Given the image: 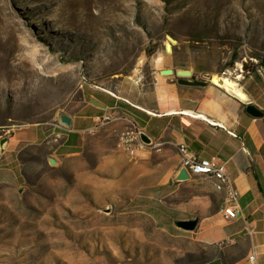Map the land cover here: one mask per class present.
<instances>
[{"label":"rangeland","instance_id":"1","mask_svg":"<svg viewBox=\"0 0 264 264\" xmlns=\"http://www.w3.org/2000/svg\"><path fill=\"white\" fill-rule=\"evenodd\" d=\"M164 60L227 93L211 77L235 81L264 112V0H0V264H218L246 250L196 239L220 207L210 179L146 172L125 131L105 130L121 115L81 135L61 122L92 96L138 101ZM33 126L49 138L9 143ZM191 219L195 231L176 226Z\"/></svg>","mask_w":264,"mask_h":264},{"label":"crops","instance_id":"2","mask_svg":"<svg viewBox=\"0 0 264 264\" xmlns=\"http://www.w3.org/2000/svg\"><path fill=\"white\" fill-rule=\"evenodd\" d=\"M169 69L177 70L170 61L160 62L151 90L143 91L136 102L92 96L76 115L69 117L73 133L81 135L93 130L97 126L96 118L121 115V124L105 130L117 127L125 131L123 133L140 131L151 143L141 153L145 159L141 166L146 172H158L162 179L172 183H186L179 179L181 146L199 158L216 157L225 162L244 216L234 220L223 217L221 208L226 194L216 191L209 180L210 188L221 198L220 207L216 217L200 223L196 239L207 246L245 245L246 250L240 256L228 260L224 254L226 260L218 264H250L248 258L254 253L255 264H264V119L252 118L241 100L215 86L180 84L176 74L162 73ZM91 99H96L105 108L92 105ZM49 136L45 128L33 126L15 132L9 143L39 144ZM151 155L161 158L158 166L149 165Z\"/></svg>","mask_w":264,"mask_h":264},{"label":"built area","instance_id":"3","mask_svg":"<svg viewBox=\"0 0 264 264\" xmlns=\"http://www.w3.org/2000/svg\"><path fill=\"white\" fill-rule=\"evenodd\" d=\"M119 119L118 116H107L96 118L97 125H105ZM142 133L138 130H130L123 133L120 140V145L128 157L135 159L139 154L145 152L151 143H147L141 138ZM59 137V136H58ZM182 160L179 166V172L184 171L189 178L196 174H211L212 179L223 178V176H230L227 164L216 157L199 158L188 150L187 147L181 146L179 148ZM233 196L232 207L221 209L223 217L228 220H234L244 216L243 209L240 205L238 191L232 180ZM250 264L256 263V253L252 254L248 260Z\"/></svg>","mask_w":264,"mask_h":264},{"label":"water","instance_id":"4","mask_svg":"<svg viewBox=\"0 0 264 264\" xmlns=\"http://www.w3.org/2000/svg\"><path fill=\"white\" fill-rule=\"evenodd\" d=\"M168 72V74L166 73ZM164 75H171V74H176L177 77H179V83L180 84H196V85H200V86H206V83H196L192 77V72L190 73L188 70H184V69H179L176 70L175 72L173 70H165L162 72ZM90 103L98 108L104 109L105 106L103 104H101L100 102H98L96 99H91ZM245 105V111L248 115H250L252 118L254 119H263L264 118V112L259 109L257 106H255L253 104V102H248V103H244ZM61 122L66 124L67 126H70L72 124V121L70 118H68L67 116H61ZM142 140L149 143L150 140L142 134L141 136ZM7 142V139H3L0 142L1 148L3 149L4 144ZM51 164H55L53 160H51ZM179 179L180 180H188L189 177L186 174V172L181 171L179 174ZM176 226L182 230L185 231H195L197 229L198 226V219H191V220H180L176 222Z\"/></svg>","mask_w":264,"mask_h":264},{"label":"bare ground","instance_id":"5","mask_svg":"<svg viewBox=\"0 0 264 264\" xmlns=\"http://www.w3.org/2000/svg\"><path fill=\"white\" fill-rule=\"evenodd\" d=\"M172 42L174 44V41ZM167 52H171V45L168 46ZM189 72L191 73V71ZM166 73L168 74V72ZM211 82L225 89L226 91H228L229 93L237 97L242 102L244 103L251 102L249 95L235 81L227 77L212 76ZM193 177H204V178L212 180L214 183L215 190L220 191V192L224 191L226 194L225 201L221 209H227L229 207H232L233 186H232V181L230 180L229 176H223V178L212 179L211 174H196ZM251 256L252 254L249 256L248 260L250 259Z\"/></svg>","mask_w":264,"mask_h":264},{"label":"trees","instance_id":"6","mask_svg":"<svg viewBox=\"0 0 264 264\" xmlns=\"http://www.w3.org/2000/svg\"><path fill=\"white\" fill-rule=\"evenodd\" d=\"M243 65V69L245 70L246 69V71H247V67H248V64L247 63H243L242 64ZM253 73H256V71H252ZM244 107H245V105H244ZM255 177V180L258 182V177H257V175L256 176H254ZM258 186H260L259 185V183H258Z\"/></svg>","mask_w":264,"mask_h":264}]
</instances>
